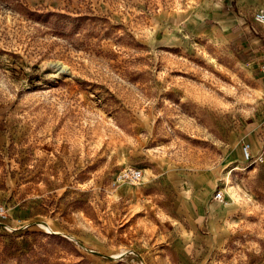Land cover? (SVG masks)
Returning a JSON list of instances; mask_svg holds the SVG:
<instances>
[{
  "label": "rangeland",
  "instance_id": "374dc122",
  "mask_svg": "<svg viewBox=\"0 0 264 264\" xmlns=\"http://www.w3.org/2000/svg\"><path fill=\"white\" fill-rule=\"evenodd\" d=\"M262 6L0 0V264H264Z\"/></svg>",
  "mask_w": 264,
  "mask_h": 264
},
{
  "label": "built area",
  "instance_id": "2783aa9c",
  "mask_svg": "<svg viewBox=\"0 0 264 264\" xmlns=\"http://www.w3.org/2000/svg\"><path fill=\"white\" fill-rule=\"evenodd\" d=\"M253 20L255 23L253 29H255V27L257 26H264V7H260L254 11ZM263 79H264V70H263ZM263 97H264V89H263ZM251 151H252L251 144L246 143L243 147V152L246 159L253 156L251 154ZM142 177H143V171L138 167L127 168L123 170L119 175L121 181L128 182L133 185L139 184L142 180ZM215 199L218 202H223L224 200L223 192L220 191L216 193ZM10 216H11L10 208L4 202L0 201V218L2 220H5L8 219Z\"/></svg>",
  "mask_w": 264,
  "mask_h": 264
},
{
  "label": "crops",
  "instance_id": "0c3cea01",
  "mask_svg": "<svg viewBox=\"0 0 264 264\" xmlns=\"http://www.w3.org/2000/svg\"><path fill=\"white\" fill-rule=\"evenodd\" d=\"M255 10L256 9H254V11ZM254 11L252 12L250 23L248 24V28L253 33V36L252 37L244 36L246 32V28L242 27L241 25L245 23L246 21H245L243 12L242 13L240 12V14L243 17L242 18L243 21L240 19L239 16L237 15L235 16L236 19L234 21L235 22L234 25L239 26V28H236L235 36L237 38V41L243 44V49L252 52L254 55H256L254 57H256L257 59L264 60V33L262 32V29H261V27L263 26H257L255 27V29H253L255 25L254 20H253Z\"/></svg>",
  "mask_w": 264,
  "mask_h": 264
}]
</instances>
